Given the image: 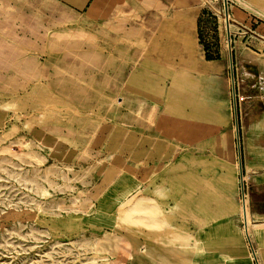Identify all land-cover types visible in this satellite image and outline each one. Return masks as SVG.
<instances>
[{
    "label": "crops",
    "instance_id": "obj_1",
    "mask_svg": "<svg viewBox=\"0 0 264 264\" xmlns=\"http://www.w3.org/2000/svg\"><path fill=\"white\" fill-rule=\"evenodd\" d=\"M227 1L232 67L197 35L216 0H0L4 120L129 264H264V0Z\"/></svg>",
    "mask_w": 264,
    "mask_h": 264
},
{
    "label": "rangeland",
    "instance_id": "obj_2",
    "mask_svg": "<svg viewBox=\"0 0 264 264\" xmlns=\"http://www.w3.org/2000/svg\"><path fill=\"white\" fill-rule=\"evenodd\" d=\"M216 1L219 14L217 8H207L197 35L200 44L222 46L226 53L222 1ZM252 26L253 30L256 24ZM231 31L234 35V27ZM233 37L240 44L239 37ZM4 119L0 106V264H129L140 254L146 256L145 248L119 246L120 237L128 236L118 231L121 219L90 217L88 206L72 197L68 171L46 162L43 146L33 142L31 127ZM112 241L117 242L116 253Z\"/></svg>",
    "mask_w": 264,
    "mask_h": 264
},
{
    "label": "built area",
    "instance_id": "obj_3",
    "mask_svg": "<svg viewBox=\"0 0 264 264\" xmlns=\"http://www.w3.org/2000/svg\"><path fill=\"white\" fill-rule=\"evenodd\" d=\"M211 2L214 1V0H210ZM222 1V15L225 19V23L228 24L229 22V19H228V14H227V9H228V1L227 0H221ZM224 2L226 3V7L224 6ZM226 8V9H225ZM226 10V11H225ZM255 23L252 22V25H254ZM241 202L243 204V209H244V203H245V198H244V192H243V188H242V191H241Z\"/></svg>",
    "mask_w": 264,
    "mask_h": 264
},
{
    "label": "water",
    "instance_id": "obj_4",
    "mask_svg": "<svg viewBox=\"0 0 264 264\" xmlns=\"http://www.w3.org/2000/svg\"><path fill=\"white\" fill-rule=\"evenodd\" d=\"M224 6L226 7V3L224 2ZM226 9V8H225ZM226 11V10H225ZM228 27V25H227ZM226 37H227V48H228V54L230 55V66L232 67V55L230 52V37H229V32L226 28ZM233 77V76H232ZM232 91H233V79H232ZM235 91H233L234 93ZM235 95V94H234Z\"/></svg>",
    "mask_w": 264,
    "mask_h": 264
},
{
    "label": "bare ground",
    "instance_id": "obj_5",
    "mask_svg": "<svg viewBox=\"0 0 264 264\" xmlns=\"http://www.w3.org/2000/svg\"><path fill=\"white\" fill-rule=\"evenodd\" d=\"M228 16H229V15H228ZM225 25H226V23H225ZM227 25H228V24H227ZM231 26H232V25H231ZM231 26H228V27L226 26L228 32L231 31Z\"/></svg>",
    "mask_w": 264,
    "mask_h": 264
}]
</instances>
